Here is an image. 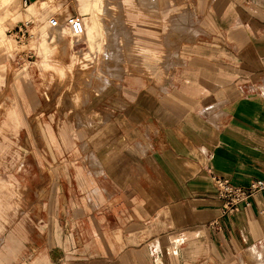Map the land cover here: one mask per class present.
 <instances>
[{
  "label": "crops",
  "instance_id": "obj_1",
  "mask_svg": "<svg viewBox=\"0 0 264 264\" xmlns=\"http://www.w3.org/2000/svg\"><path fill=\"white\" fill-rule=\"evenodd\" d=\"M43 1L30 5L42 21ZM0 2V22L16 23L19 0ZM124 12L141 66L112 73L106 123L42 100L36 72L7 87L0 264H264V191L220 219L212 182L264 179V0H133Z\"/></svg>",
  "mask_w": 264,
  "mask_h": 264
},
{
  "label": "rangeland",
  "instance_id": "obj_2",
  "mask_svg": "<svg viewBox=\"0 0 264 264\" xmlns=\"http://www.w3.org/2000/svg\"><path fill=\"white\" fill-rule=\"evenodd\" d=\"M15 1L2 3L9 7ZM24 1L19 0L16 23L14 14L5 15L0 22V117L11 100L7 87L36 72L42 100L57 106L70 119L79 117L87 128L94 120L106 123V114L97 106L108 98L104 89L117 82L112 73L117 70L123 74L141 66L129 60L131 52L135 57L140 53L138 48L128 46L130 31L118 26L124 23L125 4L133 0H44L43 7L49 12L44 21L38 18V11L30 10L33 0L27 6ZM75 13L84 18L86 30L82 37H72L62 28H49V17L60 15L63 19ZM19 26L33 35L26 32L23 36ZM77 85L82 88L78 90ZM65 86V92L53 93L52 87L59 90ZM15 192L23 199L22 191Z\"/></svg>",
  "mask_w": 264,
  "mask_h": 264
},
{
  "label": "built area",
  "instance_id": "obj_3",
  "mask_svg": "<svg viewBox=\"0 0 264 264\" xmlns=\"http://www.w3.org/2000/svg\"><path fill=\"white\" fill-rule=\"evenodd\" d=\"M28 3L29 0L24 1L26 6ZM48 26L51 29L67 30L72 37H80L85 33L84 18L79 13L66 15L63 19L60 18V15H53L48 19ZM19 32H22L24 36L28 30L23 31V27L19 26ZM28 35L33 34L28 32ZM212 182L221 202L220 219L238 214L243 207L250 208L253 197L264 191V179L252 180L247 186L242 187L232 184L223 176L213 175ZM261 213L264 214V211ZM220 219L212 221L211 225L221 229Z\"/></svg>",
  "mask_w": 264,
  "mask_h": 264
},
{
  "label": "bare ground",
  "instance_id": "obj_4",
  "mask_svg": "<svg viewBox=\"0 0 264 264\" xmlns=\"http://www.w3.org/2000/svg\"><path fill=\"white\" fill-rule=\"evenodd\" d=\"M84 23H85V22H84ZM85 27H86V25H85ZM57 29H58V28H57ZM85 30H86V28H85ZM84 34H85V33H84ZM84 34H83V35H84ZM83 35H82V36H83ZM82 36H80V37H82Z\"/></svg>",
  "mask_w": 264,
  "mask_h": 264
}]
</instances>
